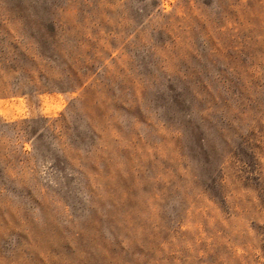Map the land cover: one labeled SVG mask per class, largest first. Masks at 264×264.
Instances as JSON below:
<instances>
[{"label": "rangeland", "instance_id": "rangeland-1", "mask_svg": "<svg viewBox=\"0 0 264 264\" xmlns=\"http://www.w3.org/2000/svg\"><path fill=\"white\" fill-rule=\"evenodd\" d=\"M0 264H264V0H0Z\"/></svg>", "mask_w": 264, "mask_h": 264}]
</instances>
